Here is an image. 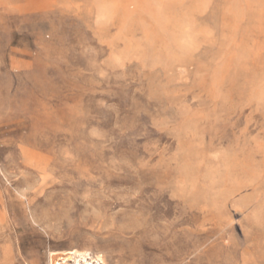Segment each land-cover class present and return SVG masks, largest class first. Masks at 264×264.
Here are the masks:
<instances>
[{
	"label": "rangeland",
	"instance_id": "rangeland-1",
	"mask_svg": "<svg viewBox=\"0 0 264 264\" xmlns=\"http://www.w3.org/2000/svg\"><path fill=\"white\" fill-rule=\"evenodd\" d=\"M75 251L264 264V0H0V264Z\"/></svg>",
	"mask_w": 264,
	"mask_h": 264
},
{
	"label": "bare ground",
	"instance_id": "bare-ground-1",
	"mask_svg": "<svg viewBox=\"0 0 264 264\" xmlns=\"http://www.w3.org/2000/svg\"><path fill=\"white\" fill-rule=\"evenodd\" d=\"M69 255L75 256V262L78 264H80L81 260L88 263L87 259H86L87 254H83V253H79V252L75 251V252H69ZM79 258H80V260H79ZM99 261H102V259L99 258Z\"/></svg>",
	"mask_w": 264,
	"mask_h": 264
}]
</instances>
